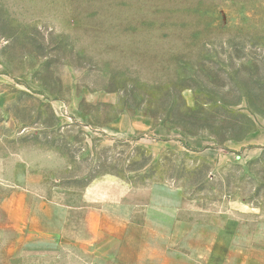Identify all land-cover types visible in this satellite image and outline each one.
I'll list each match as a JSON object with an SVG mask.
<instances>
[{"label": "rangeland", "instance_id": "374dc122", "mask_svg": "<svg viewBox=\"0 0 264 264\" xmlns=\"http://www.w3.org/2000/svg\"><path fill=\"white\" fill-rule=\"evenodd\" d=\"M103 176L171 248L264 245V0H0V201Z\"/></svg>", "mask_w": 264, "mask_h": 264}, {"label": "crops", "instance_id": "0c3cea01", "mask_svg": "<svg viewBox=\"0 0 264 264\" xmlns=\"http://www.w3.org/2000/svg\"><path fill=\"white\" fill-rule=\"evenodd\" d=\"M130 190L120 179L103 176L72 204L66 196L46 200L14 188L0 201V243L11 256L24 246H49L51 264H66L65 256L72 251L79 253L81 264H264V245L254 241L192 245V256L169 247V236L176 234L167 223L132 219L123 203Z\"/></svg>", "mask_w": 264, "mask_h": 264}]
</instances>
